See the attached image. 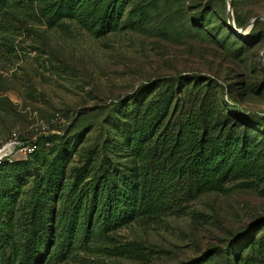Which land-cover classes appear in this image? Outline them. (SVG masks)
Returning a JSON list of instances; mask_svg holds the SVG:
<instances>
[{
  "label": "rangeland",
  "instance_id": "374dc122",
  "mask_svg": "<svg viewBox=\"0 0 264 264\" xmlns=\"http://www.w3.org/2000/svg\"><path fill=\"white\" fill-rule=\"evenodd\" d=\"M152 3L142 19L129 5L117 28L101 37L74 20L49 28L37 8L22 10L12 44L0 40V264L9 256L28 258L27 264H264V20L243 44L251 29L235 34L238 40L231 35L226 0ZM234 3L242 27L264 16V0ZM155 103L164 107L162 126L202 103L210 125H217L212 135L228 149L229 191L178 194L163 215L139 216L90 235L88 243L58 247L57 213L72 210L73 192L103 187L104 169L119 184L135 175L138 162L126 154L123 132L135 122L124 114L133 109L141 117ZM36 151L46 161L58 151L66 162L45 189L39 216L31 205L46 161L30 157ZM32 233L47 239L35 260L21 247ZM127 242L140 244L146 256L110 253Z\"/></svg>",
  "mask_w": 264,
  "mask_h": 264
},
{
  "label": "trees",
  "instance_id": "16d2710c",
  "mask_svg": "<svg viewBox=\"0 0 264 264\" xmlns=\"http://www.w3.org/2000/svg\"><path fill=\"white\" fill-rule=\"evenodd\" d=\"M234 1H231V5L235 12V26L240 28L243 24L238 20ZM152 4V0H28L24 3H19V0H0V40L7 47L12 44L11 38L19 28L17 13L22 10L37 8L43 25L49 28L62 25L65 19L74 20L91 35L101 37L117 28L129 5L132 6L131 12L134 11L142 19L148 14ZM255 26L256 23L253 28ZM253 28L241 41L243 44L252 39ZM231 35L237 39L233 31ZM168 100L170 97L164 95L162 101L166 107ZM201 105L202 103L194 112L180 114L165 126H162L164 107L160 106L159 109L158 103L154 104L152 112H143L141 117L133 109L127 110L124 115L133 120L135 126L123 131L125 152L138 162L132 167L135 175L132 178L125 175V179L119 184L115 182L113 174L104 169L103 187L95 186L92 191L87 192H73L75 201L72 210L68 213L60 210L57 213L60 216L58 228L62 236L58 247L69 249L73 244H82L87 240L88 243L91 241L90 235H102L129 224L139 216L153 218L163 215L170 211L172 201L182 198L178 194L191 198L208 192H228L226 182L231 170V165L227 162L228 149L219 147L220 136L212 135L214 131L211 130L217 125H210L207 119L209 113L201 109ZM183 117L185 123H182ZM225 126L226 124L220 125L217 134ZM118 130L120 137L124 139L122 128L119 127ZM42 152L44 151H36L30 157L46 161ZM56 153L51 161L44 162L45 170L37 174L34 183L35 202L31 205L35 216L44 215L42 208L47 203L45 189L49 184L57 182L59 174L65 171L66 162L58 151ZM148 166H151L153 172ZM138 170L139 174H136ZM122 173L118 172V175ZM186 180L190 183L188 192L183 190ZM256 180L245 184L253 187ZM178 187L180 188L177 189ZM45 242L47 239L42 234L32 233L21 247L28 250L30 260H35ZM110 253L127 258L146 256L142 246L136 242L113 245ZM11 258L9 256L5 264H27L28 260L20 257L17 262Z\"/></svg>",
  "mask_w": 264,
  "mask_h": 264
},
{
  "label": "water",
  "instance_id": "95a60500",
  "mask_svg": "<svg viewBox=\"0 0 264 264\" xmlns=\"http://www.w3.org/2000/svg\"><path fill=\"white\" fill-rule=\"evenodd\" d=\"M226 17H227V22L229 24L230 29L234 32V34L239 35L243 32H245V34L248 33V31L251 29V27L259 20H264V16H257L252 18L244 27L241 28H236L235 24H234V19H233V14H232V10H231V5L229 0H226ZM238 29V30H237ZM260 62L264 67V48L261 52L260 55Z\"/></svg>",
  "mask_w": 264,
  "mask_h": 264
},
{
  "label": "built area",
  "instance_id": "2783aa9c",
  "mask_svg": "<svg viewBox=\"0 0 264 264\" xmlns=\"http://www.w3.org/2000/svg\"><path fill=\"white\" fill-rule=\"evenodd\" d=\"M37 148V145L34 143L32 146H31V150H34Z\"/></svg>",
  "mask_w": 264,
  "mask_h": 264
},
{
  "label": "bare ground",
  "instance_id": "6f19581e",
  "mask_svg": "<svg viewBox=\"0 0 264 264\" xmlns=\"http://www.w3.org/2000/svg\"><path fill=\"white\" fill-rule=\"evenodd\" d=\"M238 30V29H237ZM242 35H244L245 34V32H243V33H241Z\"/></svg>",
  "mask_w": 264,
  "mask_h": 264
}]
</instances>
